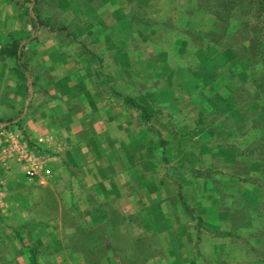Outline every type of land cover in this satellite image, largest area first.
Wrapping results in <instances>:
<instances>
[{"label":"rangeland","instance_id":"374dc122","mask_svg":"<svg viewBox=\"0 0 264 264\" xmlns=\"http://www.w3.org/2000/svg\"><path fill=\"white\" fill-rule=\"evenodd\" d=\"M32 4L46 27L91 56L110 90L150 115L141 123L115 96L117 124L146 142L132 147L124 193L64 192L67 168L49 169L58 178L45 196L52 208L37 215L63 237L36 239L37 264H60L64 252L67 264H264V29L224 25L195 0ZM29 10L28 0H0L1 43L27 38ZM50 179L36 183L52 187ZM82 203L103 214V226H89ZM43 247L58 255L47 259Z\"/></svg>","mask_w":264,"mask_h":264},{"label":"crops","instance_id":"0c3cea01","mask_svg":"<svg viewBox=\"0 0 264 264\" xmlns=\"http://www.w3.org/2000/svg\"><path fill=\"white\" fill-rule=\"evenodd\" d=\"M31 17L32 14L27 37L33 34V40L22 50L28 76L0 54V126L17 132L21 138L25 136L28 148L53 155L49 169L61 161L67 175L60 190L80 196L92 190L97 197L124 193L125 183L133 174L132 147L136 152L137 145L145 146V140L133 142L129 124H117L116 115L121 108L115 91L110 90L109 79L99 73L91 56L86 51L77 54L80 49L69 43L70 35L62 28L49 29L44 25L32 32ZM57 34L62 36L58 42ZM139 165L140 173L143 170ZM49 179L53 186L44 188L36 183V177L26 176L24 166L15 159L0 162V264H37L36 239H62L61 233L51 235L52 222L37 215L51 211L45 196L51 200L58 178L50 173ZM74 179L78 182L72 188ZM65 183L70 187L65 188ZM80 210L92 219L90 224L85 219L89 226H103V214L93 213L84 203ZM18 228L24 232L22 239L16 235ZM43 248L49 260L58 255ZM58 257L64 259L60 264H67L68 253ZM156 259L148 264H158L161 258L157 262Z\"/></svg>","mask_w":264,"mask_h":264},{"label":"trees","instance_id":"16d2710c","mask_svg":"<svg viewBox=\"0 0 264 264\" xmlns=\"http://www.w3.org/2000/svg\"><path fill=\"white\" fill-rule=\"evenodd\" d=\"M33 0H28L30 4L29 13L33 15L30 19V29L36 32L37 29L44 26L36 15V10L32 4ZM195 9L210 15L214 20L230 25L236 23V26H251L253 35L258 34L264 29V0H195ZM33 40V34L28 36L23 42L11 40L9 43L0 45V54L5 58L12 60L16 68L25 77L28 76V66L22 60V50L24 46ZM257 41H251V45L258 46ZM117 98L134 109L138 113V119L143 124H148L150 115L146 109L137 103L131 97H122L115 93Z\"/></svg>","mask_w":264,"mask_h":264},{"label":"built area","instance_id":"2783aa9c","mask_svg":"<svg viewBox=\"0 0 264 264\" xmlns=\"http://www.w3.org/2000/svg\"><path fill=\"white\" fill-rule=\"evenodd\" d=\"M13 158L24 166V173L29 178L36 177L40 183H46L50 170L46 164L52 158L38 153L22 140L17 132L0 126V162Z\"/></svg>","mask_w":264,"mask_h":264}]
</instances>
